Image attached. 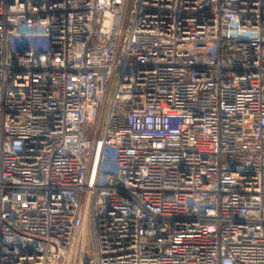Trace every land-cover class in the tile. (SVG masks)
Masks as SVG:
<instances>
[{"label": "built area", "instance_id": "built-area-1", "mask_svg": "<svg viewBox=\"0 0 264 264\" xmlns=\"http://www.w3.org/2000/svg\"><path fill=\"white\" fill-rule=\"evenodd\" d=\"M123 2L0 0V264H264V0Z\"/></svg>", "mask_w": 264, "mask_h": 264}, {"label": "rangeland", "instance_id": "rangeland-1", "mask_svg": "<svg viewBox=\"0 0 264 264\" xmlns=\"http://www.w3.org/2000/svg\"><path fill=\"white\" fill-rule=\"evenodd\" d=\"M132 5V0H124L123 2V12L121 14L120 17V22H119V35L118 38L120 39L121 35H122V29L125 25V22L127 20L128 17V9L131 7ZM118 53V50L116 49L115 54ZM114 77H112V79L110 80V82L108 83L106 90H105V99H104V107L102 109V115L101 118L103 117V114L105 112L106 109V105L108 103V100L112 94V90L114 87ZM103 119L99 121V125L98 127L100 128L102 125ZM104 166L106 168L110 167V161L112 158V151L110 149H106L104 152ZM90 248V236H89V230L87 228H85V232H84V238H83V254L86 255L88 253V250Z\"/></svg>", "mask_w": 264, "mask_h": 264}]
</instances>
